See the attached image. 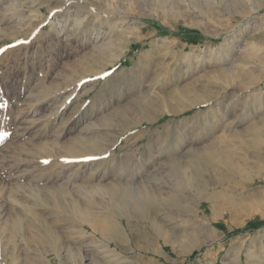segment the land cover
Listing matches in <instances>:
<instances>
[{
    "label": "rangeland",
    "instance_id": "374dc122",
    "mask_svg": "<svg viewBox=\"0 0 264 264\" xmlns=\"http://www.w3.org/2000/svg\"><path fill=\"white\" fill-rule=\"evenodd\" d=\"M0 49V264H264V136L246 146L264 130V0H0ZM207 146L252 174L194 184L227 175L221 192L259 207L208 219L166 163ZM122 182L175 203L127 227L106 190ZM109 219L119 240L89 222Z\"/></svg>",
    "mask_w": 264,
    "mask_h": 264
},
{
    "label": "bare ground",
    "instance_id": "6f19581e",
    "mask_svg": "<svg viewBox=\"0 0 264 264\" xmlns=\"http://www.w3.org/2000/svg\"><path fill=\"white\" fill-rule=\"evenodd\" d=\"M165 1V0H164ZM169 1V0H168ZM177 3V2H176ZM75 23V22H74ZM72 29V28H70ZM74 30V29H73ZM148 35V34H147ZM146 35L144 34L143 37H145ZM143 37L138 38L137 40H141ZM178 46V45H177ZM172 45L171 47H169V49H172ZM199 98H193V100L191 101V104H194L197 102ZM190 101V100H189ZM263 125V124H262ZM264 127V126H263ZM166 129V128H165ZM262 129V127H261ZM251 130V129H250ZM167 131V130H166ZM165 131V132H166ZM249 132V131H247ZM249 134V133H248ZM240 135V134H239ZM238 135V136H239ZM248 137V135H246ZM245 136V137H246ZM264 136V130H259V128L253 132L251 135H249L248 138V142L247 145L248 147L251 148H258L260 147V143L262 142L261 138ZM236 137V136H235ZM244 138V137H243ZM245 141H247L245 139ZM215 143V142H214ZM228 143V142H227ZM240 143V142H239ZM245 143V142H244ZM212 144V143H211ZM210 144V145H211ZM216 144V143H215ZM230 144V143H229ZM263 144V142H262ZM209 145V146H210ZM237 145V144H236ZM212 146H214V144H212ZM219 146V145H218ZM221 147V145H220ZM217 148V149H220ZM234 147V146H233ZM224 148V146L222 147ZM226 148V147H225ZM245 148V147H244ZM231 149V148H230ZM246 149V148H245ZM244 149V150H245ZM198 150V149H197ZM229 150V149H228ZM222 151V150H221ZM221 151H217L213 149V147H205L204 149H202V153L200 154L199 151H197V156H200V159H197L198 157L195 155V159L192 157V161L190 162L192 163L190 166L181 162L180 160H174V161H170V162H166L168 163L167 169L169 171H173V175H184L185 180H188L189 182L185 181L186 184L192 188L191 191V195L192 196H196L198 199L200 200H207L211 203V211H212V215L210 218H208L211 222L215 220V218L220 214L218 210L219 208L217 206H219V204L217 203H222L221 206H224L225 210L230 211L232 213H239V212H245L246 210L249 212L250 210H254V208L259 207L258 203L257 204H247V200L244 199H238V200H234L232 198H230L228 195H224V192H221V190H223L225 187V182L228 181L229 179H227V175H225L226 177H217V179H215V182L209 186H197L195 185V181L197 180L199 175V172L202 170V168H212L213 171H217V167H215L216 165H221L220 167L226 168V170H228L229 172L231 171L233 174H237V176H241V179L243 178L242 175H247L249 176L250 173L248 170H245L242 166L240 162L241 157L240 155H238V158L240 157V160L238 162V160L235 159H230L229 156L226 154L227 153H231L229 151H225V154L222 153ZM234 151V150H233ZM257 152V151H256ZM192 153V152H191ZM235 153V152H234ZM239 153V151H238ZM244 153V152H243ZM178 154V153H177ZM180 154V153H179ZM255 154V153H254ZM193 155V156H194ZM230 155V154H229ZM190 156V155H189ZM255 156V155H254ZM183 157V156H182ZM237 157V156H236ZM168 158V157H167ZM179 158V157H178ZM187 159V158H186ZM189 159H187L188 161ZM169 161V160H168ZM191 161V159L189 160ZM242 161V160H241ZM248 163V162H247ZM156 167V166H155ZM154 167V168H155ZM251 167V166H250ZM223 168V169H225ZM207 170V169H206ZM205 172V171H203ZM208 172V171H207ZM214 173V172H213ZM221 173V172H220ZM215 174V173H214ZM136 175V174H135ZM156 175V174H155ZM224 175V174H223ZM230 175V174H229ZM218 176V173H217ZM181 177V176H180ZM183 177V176H182ZM183 177V178H184ZM205 177V176H204ZM152 178V177H151ZM179 178V177H178ZM181 178V179H183ZM240 178V177H239ZM148 179V178H147ZM127 180V179H126ZM130 180V178H129ZM145 179H143L144 181ZM237 180V179H235ZM142 181V182H143ZM147 180H145L146 182ZM180 181V180H179ZM136 182V183H131V182H122V183H113L110 186L106 187V190L110 188L109 192H111L112 197H110L112 200H115V198L117 199L116 203L111 205V212L113 214V216H115L116 218L121 219V223L123 225V222H125L126 226L129 227V219H130V213H135L138 212V209L143 207V204L145 205H150V204H157V203H162L164 202L167 205H172L174 202V195L171 191H169L166 194H162V192H157L156 191V187L152 188V187H148L147 185H145V182ZM182 183L184 182L181 181ZM230 182V181H229ZM181 183V184H182ZM199 183V182H198ZM202 183V181H201ZM237 183V181H236ZM147 184V183H146ZM150 184V183H149ZM148 184V185H149ZM158 189V188H157ZM160 189V188H159ZM180 193V192H179ZM185 197V196H184ZM110 200V199H109ZM258 200V199H257ZM255 201V200H254ZM110 202V201H109ZM177 202V201H176ZM256 202V201H255ZM254 202V203H255ZM178 203V202H177ZM181 207L183 208L184 211H187L189 209V207L187 206V204H180ZM148 208V207H147ZM156 208V207H155ZM171 210V209H170ZM194 210V209H192ZM141 211V210H140ZM155 211V210H154ZM246 211V212H247ZM72 212V211H71ZM251 212V211H250ZM253 212V211H252ZM82 213V212H81ZM85 213V212H84ZM219 213V214H218ZM139 214V213H138ZM137 214V215H138ZM85 216V214H84ZM110 216V215H109ZM141 216V215H140ZM188 216V215H187ZM107 217V216H106ZM135 217V216H134ZM96 218V217H95ZM141 218V217H140ZM150 218V217H149ZM147 218V219H149ZM94 219V218H93ZM111 220V219H109ZM140 220V219H139ZM132 221V220H131ZM92 223V228L96 231H98L102 236H104L108 241L110 240H114L118 238H120V236L122 237V232L120 231L117 223H114L112 220L111 221H107L106 220V224L102 225L99 222H94V221H89ZM156 222V221H155ZM204 222V221H203ZM206 222V221H205ZM206 223L204 226L205 228H207L208 225H212V223ZM102 223V222H101ZM196 223V222H195ZM199 223V222H198ZM104 224V222H103ZM203 225V223H202ZM157 226V225H156ZM192 227V226H191ZM196 228V227H195ZM204 228V227H203ZM198 229V228H196ZM208 229V228H207ZM130 230V228H129ZM193 230V229H191ZM199 230V229H198ZM167 231V230H166ZM188 231V230H187ZM186 231V232H187ZM130 232V231H129ZM137 233V232H136ZM124 234V233H123ZM131 234V233H130ZM161 234V233H159ZM30 235V234H29ZM162 235V234H161ZM160 235V236H161ZM163 236V235H162ZM198 235H196L195 237H197ZM218 236L217 233L215 232H208L204 231V237L207 238H211V239H215ZM220 236V235H219ZM165 237V236H163ZM162 237V238H163ZM169 237V236H168ZM124 238V237H123ZM175 239V238H174ZM173 239V240H174ZM194 239V238H193ZM202 239V238H201ZM192 240V239H191ZM116 241V240H115ZM203 241V240H202ZM201 241V242H202ZM121 243V242H120ZM172 243V242H171ZM194 243V242H193ZM198 244V243H197ZM198 246V245H197ZM222 248V246H221ZM108 254V253H107ZM73 255V254H72ZM113 258V257H112ZM111 258V259H112ZM238 259H240V257L238 256ZM227 260H230V257L228 255V252L226 254V256L224 257V264H227ZM208 264H215L213 260H210L208 262Z\"/></svg>",
    "mask_w": 264,
    "mask_h": 264
},
{
    "label": "snow or ice",
    "instance_id": "6c2138e0",
    "mask_svg": "<svg viewBox=\"0 0 264 264\" xmlns=\"http://www.w3.org/2000/svg\"><path fill=\"white\" fill-rule=\"evenodd\" d=\"M3 49H0V51H2ZM3 105H0V107H2Z\"/></svg>",
    "mask_w": 264,
    "mask_h": 264
}]
</instances>
